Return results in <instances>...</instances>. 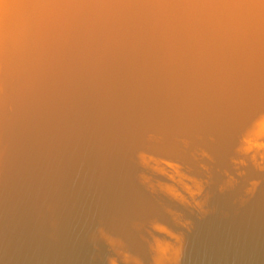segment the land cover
<instances>
[{"label": "water", "instance_id": "95a60500", "mask_svg": "<svg viewBox=\"0 0 264 264\" xmlns=\"http://www.w3.org/2000/svg\"><path fill=\"white\" fill-rule=\"evenodd\" d=\"M0 264H264V0H0Z\"/></svg>", "mask_w": 264, "mask_h": 264}, {"label": "clouds", "instance_id": "9594fccd", "mask_svg": "<svg viewBox=\"0 0 264 264\" xmlns=\"http://www.w3.org/2000/svg\"><path fill=\"white\" fill-rule=\"evenodd\" d=\"M59 7H63L67 9L66 15L68 17L74 16V15H86L87 10L92 9L95 10L96 12H100L104 9H110V8H128V7H152V8H165L168 7L167 5H126V4H121V5H113V4H103V3H98V4H81V3H74V4H68V5H62ZM180 7H184L186 9H196V8H201V7H210V6H200V5H183ZM226 8H230L233 10H240V9H247L248 14L252 15L253 12L252 10L257 7L256 5H226L223 6Z\"/></svg>", "mask_w": 264, "mask_h": 264}]
</instances>
